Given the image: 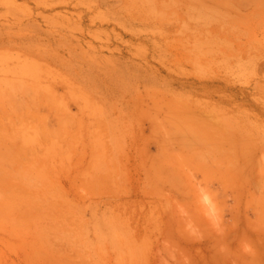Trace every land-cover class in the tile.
Listing matches in <instances>:
<instances>
[{
	"label": "rangeland",
	"instance_id": "1",
	"mask_svg": "<svg viewBox=\"0 0 264 264\" xmlns=\"http://www.w3.org/2000/svg\"><path fill=\"white\" fill-rule=\"evenodd\" d=\"M0 264H264V0H0Z\"/></svg>",
	"mask_w": 264,
	"mask_h": 264
},
{
	"label": "clouds",
	"instance_id": "2",
	"mask_svg": "<svg viewBox=\"0 0 264 264\" xmlns=\"http://www.w3.org/2000/svg\"><path fill=\"white\" fill-rule=\"evenodd\" d=\"M246 250H248V249H246Z\"/></svg>",
	"mask_w": 264,
	"mask_h": 264
},
{
	"label": "bare ground",
	"instance_id": "3",
	"mask_svg": "<svg viewBox=\"0 0 264 264\" xmlns=\"http://www.w3.org/2000/svg\"><path fill=\"white\" fill-rule=\"evenodd\" d=\"M22 244V243H21Z\"/></svg>",
	"mask_w": 264,
	"mask_h": 264
}]
</instances>
